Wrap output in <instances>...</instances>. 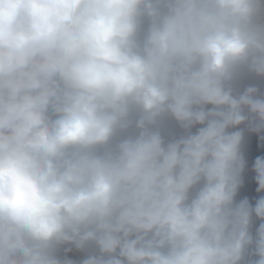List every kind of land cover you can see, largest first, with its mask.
<instances>
[{"label": "clouds", "instance_id": "9594fccd", "mask_svg": "<svg viewBox=\"0 0 264 264\" xmlns=\"http://www.w3.org/2000/svg\"><path fill=\"white\" fill-rule=\"evenodd\" d=\"M0 264H264V0H0Z\"/></svg>", "mask_w": 264, "mask_h": 264}]
</instances>
